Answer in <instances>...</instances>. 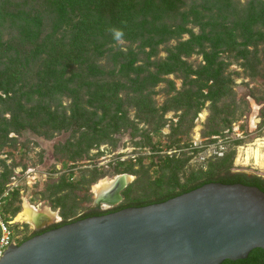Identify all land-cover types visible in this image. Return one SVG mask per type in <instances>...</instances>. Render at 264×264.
Returning a JSON list of instances; mask_svg holds the SVG:
<instances>
[{"label":"trees","instance_id":"obj_1","mask_svg":"<svg viewBox=\"0 0 264 264\" xmlns=\"http://www.w3.org/2000/svg\"><path fill=\"white\" fill-rule=\"evenodd\" d=\"M261 45L264 0H0V140L27 131L47 140L64 133L69 138L60 150L67 160L85 159L115 134L140 131L125 103H151L163 84L165 112L181 111L182 122L192 121L208 104L209 119L229 125L237 73L228 69L256 70ZM193 56L202 59L196 66L188 62ZM172 75L181 80L180 91ZM234 159V151L224 154L201 181L175 182L158 199L119 209L160 204L211 183L264 193V179L231 172ZM88 175L82 185L97 180L96 170ZM223 264H264V251Z\"/></svg>","mask_w":264,"mask_h":264},{"label":"rangeland","instance_id":"obj_2","mask_svg":"<svg viewBox=\"0 0 264 264\" xmlns=\"http://www.w3.org/2000/svg\"><path fill=\"white\" fill-rule=\"evenodd\" d=\"M70 27L71 21L67 29ZM258 50L260 65L256 70L244 71L235 64L228 69V72L237 73L233 76L235 102L229 106L235 115L229 119V125L210 120L208 104L192 121L190 116L182 122L181 111L165 112L168 97L163 84L154 89L151 103H130L125 99L124 110L131 125L140 131L128 128L115 134L110 143L92 148L85 159L67 160L60 150L69 138L64 133L54 134L49 140L29 131L19 137L10 134L1 139L0 198L4 201V213L13 216L16 207H20L21 213L29 206L36 211V216L44 215L57 221L60 217L62 222H70L94 206L100 182L110 183L124 174L132 178L128 182L130 185L121 192L120 206L155 200L174 190L175 182L187 187L201 181L210 167L222 159L220 154L233 151L232 173L264 179L263 46ZM164 56L162 53L161 57ZM201 61L199 56L188 60L193 66ZM168 79L174 83L176 91L181 90L178 76ZM253 104L259 107L256 129L249 126ZM237 141L241 142L239 146ZM256 151L261 156V165L256 162ZM5 169L10 176L6 179L3 177ZM95 170V183L82 185L90 177L88 173ZM16 216L13 220L21 234L30 233L34 221L31 224L19 222Z\"/></svg>","mask_w":264,"mask_h":264},{"label":"water","instance_id":"obj_3","mask_svg":"<svg viewBox=\"0 0 264 264\" xmlns=\"http://www.w3.org/2000/svg\"><path fill=\"white\" fill-rule=\"evenodd\" d=\"M253 106L250 129L259 110ZM257 249L264 251V193L211 183L48 231L10 246L0 264H223Z\"/></svg>","mask_w":264,"mask_h":264},{"label":"flooded vegetation","instance_id":"obj_4","mask_svg":"<svg viewBox=\"0 0 264 264\" xmlns=\"http://www.w3.org/2000/svg\"><path fill=\"white\" fill-rule=\"evenodd\" d=\"M121 184H123V183H121ZM121 184H119V185H121ZM120 192H122V191H119L117 193H115V192L112 193L109 197H107L105 199L104 203L103 202L101 203L102 200H99L98 198H96L95 202H94V206L91 207L88 212L98 213L99 215L92 216V217H96V216L107 215V214H111V213H115L117 211L123 210L124 208L119 209L121 207L120 204L122 201H120L119 203L116 202L117 204H115L113 202V199H118V197H117L118 194H119V197L121 196ZM110 203H114V205L111 206V205H109ZM58 219L59 220L57 221V220H52L51 218H48L44 215H37L35 220H34V226H33L32 231L30 233H28V234L26 233L24 235V238H23L24 240L22 241V243L27 241L30 238H33L35 236L46 233L48 231L55 230V229H58L64 225H67V224H64L65 221L62 222L60 217Z\"/></svg>","mask_w":264,"mask_h":264},{"label":"bare ground","instance_id":"obj_5","mask_svg":"<svg viewBox=\"0 0 264 264\" xmlns=\"http://www.w3.org/2000/svg\"><path fill=\"white\" fill-rule=\"evenodd\" d=\"M247 154V152H246ZM132 177L129 175H121L119 177H117L114 181L107 183L105 181H102L99 183V185L97 186V198L99 200H102L101 203L105 202V199L107 197H109L112 193H117L119 191H123L127 185L129 184V179H131ZM123 183V184H121ZM121 184V185H119ZM121 193V192H120ZM122 200L121 196L118 199H113V202L115 204H117L116 202H120ZM114 203H110L109 205H114ZM36 211H34V209L32 207L29 206H25L24 209L22 210V212L16 216L17 217V221L19 222H26V223H33L34 218L36 216ZM16 222V221H15Z\"/></svg>","mask_w":264,"mask_h":264},{"label":"built area","instance_id":"obj_6","mask_svg":"<svg viewBox=\"0 0 264 264\" xmlns=\"http://www.w3.org/2000/svg\"><path fill=\"white\" fill-rule=\"evenodd\" d=\"M223 154H220L222 157ZM238 157L236 161H238ZM4 201L0 198V260L10 246H17L24 240L21 229L16 227L13 217L8 216L3 211Z\"/></svg>","mask_w":264,"mask_h":264},{"label":"crops","instance_id":"obj_7","mask_svg":"<svg viewBox=\"0 0 264 264\" xmlns=\"http://www.w3.org/2000/svg\"><path fill=\"white\" fill-rule=\"evenodd\" d=\"M255 154H256V157H255L256 162L259 163V164L261 165V163H260V161H259V160L261 159V156L259 155V152L256 151Z\"/></svg>","mask_w":264,"mask_h":264}]
</instances>
